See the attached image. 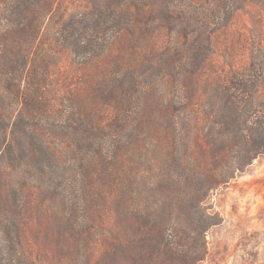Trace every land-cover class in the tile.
I'll return each mask as SVG.
<instances>
[{"label":"trees","instance_id":"16d2710c","mask_svg":"<svg viewBox=\"0 0 264 264\" xmlns=\"http://www.w3.org/2000/svg\"><path fill=\"white\" fill-rule=\"evenodd\" d=\"M57 1L0 0V264H33L24 247L31 201H60L77 215L80 203L90 212L92 191L91 208L112 214L108 261L198 264L204 232L218 222L202 203L264 153V62L207 73L225 26L211 17L229 18L228 3L85 0L70 10ZM154 20L179 39L140 61L156 79L131 59L118 84L58 95L54 49L85 70L120 34L146 49ZM107 107L115 120L103 119ZM88 223H74L84 226L78 243Z\"/></svg>","mask_w":264,"mask_h":264},{"label":"rangeland","instance_id":"374dc122","mask_svg":"<svg viewBox=\"0 0 264 264\" xmlns=\"http://www.w3.org/2000/svg\"><path fill=\"white\" fill-rule=\"evenodd\" d=\"M84 2L85 0H58L56 4L61 9L73 10L79 5L83 7ZM224 4L233 12L229 18L218 20L211 17L212 21H218L225 26L213 35L214 52L207 64V73L224 74L234 68L241 71L256 69L260 61L264 62V0H206L203 3L204 7L210 9L216 6L220 8ZM150 22V26L145 28L152 30L148 34L149 39L145 40L147 50L139 48L137 43L131 46L128 36L123 33L112 39L95 66L85 70L73 67L72 57L67 53H58L51 46L47 47L53 50L59 60L54 70L57 78L54 85L58 95L63 97L68 91L78 88L82 92L85 90V94H90V84L96 88L101 83L105 87V82L111 86L113 82L114 85L118 84L122 74L132 69L131 59L139 67L140 73H151L156 79L158 73L150 71V66L140 61L145 60L149 51L157 52L156 50L167 46L172 48L170 42L179 39L176 34L170 36L169 31L160 29L156 20ZM150 48L153 49L148 50ZM84 82L89 85L84 86ZM115 115L116 110L107 107L103 119L113 121ZM119 132L120 129H112L109 133L111 135ZM97 184L92 188L95 193L99 187ZM85 197L91 199L90 212L84 213L80 203L77 215L73 214L70 205L60 201L59 208L48 206L46 202L38 199L31 201L24 211V247L29 262L114 264L108 261L111 259L108 254L110 241L103 239L112 231V214L107 206L96 207L95 203L91 208V202L96 199L93 191ZM67 202L72 203L70 199ZM202 206L215 213L218 222L204 232L207 249L204 259L198 264H264V153L257 156L244 172L237 173L234 178L213 191ZM86 215H91L93 219H86ZM78 216L82 217L81 220ZM59 219L62 221L59 222ZM68 219L70 224L66 222ZM81 221L89 222L85 225L86 244L85 241L78 243L82 237L79 232L84 226L79 230L74 227V223Z\"/></svg>","mask_w":264,"mask_h":264}]
</instances>
